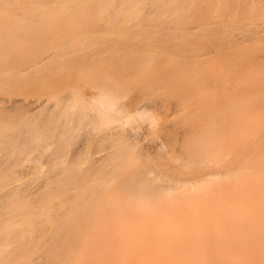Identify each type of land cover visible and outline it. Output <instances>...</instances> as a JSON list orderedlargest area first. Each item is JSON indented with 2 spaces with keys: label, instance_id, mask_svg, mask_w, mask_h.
I'll list each match as a JSON object with an SVG mask.
<instances>
[{
  "label": "bare ground",
  "instance_id": "obj_1",
  "mask_svg": "<svg viewBox=\"0 0 264 264\" xmlns=\"http://www.w3.org/2000/svg\"><path fill=\"white\" fill-rule=\"evenodd\" d=\"M195 2L0 0V264H206L217 244L230 243L246 254L251 240L264 241V112L245 113L240 117L245 119L234 120L239 129L227 139L221 136L223 119L218 124L211 121L209 125L215 123L219 129L210 127L204 136L207 146L202 150L203 162L225 168L227 181L222 184L229 186V190L225 186L228 191L214 185L219 170L206 173L205 168L200 171L206 176L202 177V185L184 195L186 209L181 208L182 204L173 206L180 220L169 218L159 236L153 235L155 241H141L136 249L122 250L125 256L121 258L105 252L106 257L96 260L69 259L85 245L88 252L95 248L72 241L89 234H68L67 229L79 228L77 221L87 213L91 214L86 219L89 221L97 220L98 210L111 214V206L106 207L107 202L98 193L106 188L108 179H115V188L127 194L149 193L156 186L135 164L124 177L118 176L124 165L111 162V151L93 153L91 144L79 150L68 148L86 122V114L78 115L80 106L99 108L104 124L127 122L140 110L139 99L119 105L113 98L114 87L125 86L130 73L115 66L118 72L114 76L89 71L87 77L78 80L54 75L41 82L40 69L57 65L60 57L54 56L55 52L71 45L73 35L82 34L79 25L85 28L81 23L88 22L86 17L90 15L103 18L112 13L117 20L137 17L142 12L187 16L184 7L192 8ZM242 104L233 101L229 107L217 108L244 109L247 103L244 100ZM119 133L114 129L93 135L101 141L113 140ZM226 140L230 143L228 151L224 149ZM228 152L236 157L243 153L240 167L237 159L231 165H222ZM121 157L130 155L124 153ZM48 173L52 174L36 186L24 181L44 178ZM233 191L234 198L230 196ZM96 197L101 200L95 201ZM167 197L169 194L163 193L160 198ZM117 202L114 206L118 207ZM244 253L235 264H264L259 252L251 253L259 259H248Z\"/></svg>",
  "mask_w": 264,
  "mask_h": 264
},
{
  "label": "rangeland",
  "instance_id": "obj_2",
  "mask_svg": "<svg viewBox=\"0 0 264 264\" xmlns=\"http://www.w3.org/2000/svg\"><path fill=\"white\" fill-rule=\"evenodd\" d=\"M184 10L186 15L189 13L187 16L142 12L137 17L117 20L112 13L103 18L90 15L86 17L88 22L81 23L85 28L79 25L82 34L73 35L71 45L59 47L55 52L54 56L60 57L57 65L40 69L41 82L54 75L78 80L87 77L89 71L114 76L118 72L115 66L130 73L125 86L114 87L113 98H117L119 105L139 99L140 110L127 122L104 124L99 108L80 106L78 115L86 114V122L68 148L79 150L91 144L93 153L111 151L114 157L111 162L124 165L118 176L124 177L126 170L133 169L135 164L156 186L149 193L127 194L115 188V179H108L106 188L98 193L112 212L98 210L96 221L86 220L91 216L87 213L77 221L79 228L67 229L68 234L75 231L79 235L89 234L72 241L95 247L89 252L87 245L79 248L70 255V260H96L106 257V253L121 258L125 256L122 250L136 249L141 241H155L153 235L159 236L169 218L180 220L173 206L182 204L181 208L186 209L184 195L202 185V177L206 176L200 171L205 168L206 173L219 170L214 185L225 188L227 185L222 184L227 181L225 168L203 162L202 150L207 146L204 136L223 119L221 136L227 139L239 129L234 120L246 118H240L241 114L264 112V106H260L264 101L261 91L264 90V0H196L192 8L186 6ZM244 100L247 103L244 109L217 108L229 107L233 101L235 105H243ZM211 121L217 124L209 125ZM114 129L120 133L113 140H95L94 133ZM229 144L226 140V151ZM124 153L130 157L122 158ZM242 156L243 153L236 157L228 152L222 165H231L237 159L240 167ZM51 174L24 181L36 186ZM226 188L229 190V186ZM226 188L223 192L228 191ZM163 193L169 197L160 198ZM231 193L234 198V191ZM99 198L95 201H100ZM116 201H120L118 207L114 206ZM262 232L264 236V228ZM214 248L206 264H235V259L244 253L236 251L230 243L223 242ZM250 248L247 255L244 253L248 259H259L260 256H251L254 251L264 259L263 240H251ZM217 250L222 253L217 254Z\"/></svg>",
  "mask_w": 264,
  "mask_h": 264
}]
</instances>
